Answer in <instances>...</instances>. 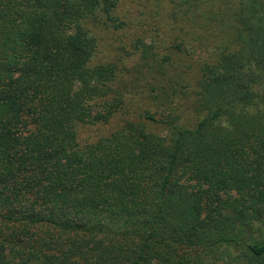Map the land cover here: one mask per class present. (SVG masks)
Segmentation results:
<instances>
[{"label": "trees", "instance_id": "obj_1", "mask_svg": "<svg viewBox=\"0 0 264 264\" xmlns=\"http://www.w3.org/2000/svg\"><path fill=\"white\" fill-rule=\"evenodd\" d=\"M169 1L210 20L203 0ZM117 2L0 0V264H264V0H236L193 128L170 119L157 138L127 121L80 145L75 127L114 108L82 21ZM133 46L164 82L169 57Z\"/></svg>", "mask_w": 264, "mask_h": 264}, {"label": "rangeland", "instance_id": "obj_2", "mask_svg": "<svg viewBox=\"0 0 264 264\" xmlns=\"http://www.w3.org/2000/svg\"><path fill=\"white\" fill-rule=\"evenodd\" d=\"M235 3L203 0L202 11L210 19L204 22L174 18L169 0H118L109 14L95 11L86 17L82 25L95 41L92 64L114 69L109 96L114 108L107 122L78 124L77 142L92 143L127 121L144 122L146 130L157 138L168 134L166 121L170 119L181 128H193L204 117L197 102L200 68L215 65L229 42ZM138 41L152 45L159 57H169L167 78L159 85L138 66L133 46ZM146 114L158 122L145 121ZM256 227L264 232V220Z\"/></svg>", "mask_w": 264, "mask_h": 264}]
</instances>
